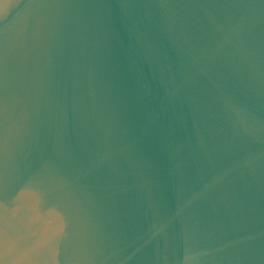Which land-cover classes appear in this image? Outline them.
Returning a JSON list of instances; mask_svg holds the SVG:
<instances>
[{
	"label": "water",
	"instance_id": "water-1",
	"mask_svg": "<svg viewBox=\"0 0 264 264\" xmlns=\"http://www.w3.org/2000/svg\"><path fill=\"white\" fill-rule=\"evenodd\" d=\"M0 264H264V0H0Z\"/></svg>",
	"mask_w": 264,
	"mask_h": 264
}]
</instances>
